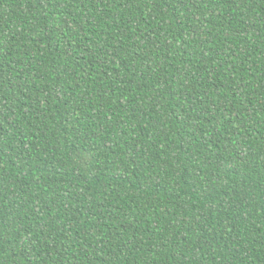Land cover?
<instances>
[{
	"label": "trees",
	"instance_id": "16d2710c",
	"mask_svg": "<svg viewBox=\"0 0 264 264\" xmlns=\"http://www.w3.org/2000/svg\"><path fill=\"white\" fill-rule=\"evenodd\" d=\"M0 264H264V0H0Z\"/></svg>",
	"mask_w": 264,
	"mask_h": 264
}]
</instances>
